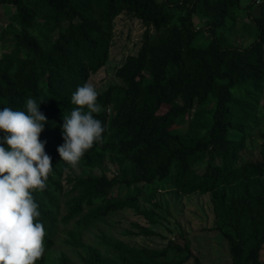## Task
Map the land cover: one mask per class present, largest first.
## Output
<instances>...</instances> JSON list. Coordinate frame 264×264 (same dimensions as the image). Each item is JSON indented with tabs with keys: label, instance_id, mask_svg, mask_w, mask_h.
Instances as JSON below:
<instances>
[{
	"label": "trees",
	"instance_id": "obj_1",
	"mask_svg": "<svg viewBox=\"0 0 264 264\" xmlns=\"http://www.w3.org/2000/svg\"><path fill=\"white\" fill-rule=\"evenodd\" d=\"M240 1L0 0V12L9 15L0 39L11 41L0 53V109L26 111L33 98L43 100L39 110L47 117L40 139L52 174L47 188L33 193L46 232L36 264H76L65 254L51 256L63 227L62 242L83 252L82 264H202L183 229L172 230L161 247L115 238L103 239L102 251L82 241L86 228L124 208L157 224L156 212L138 204L157 190L175 198L208 194L214 224L206 230L222 238L228 264H264V133L259 157L242 159L264 117V0ZM255 1L259 10L251 14ZM245 12L256 37L249 30L247 45L227 43L223 29ZM122 13L145 30L137 51L116 69L120 82L94 85L104 142L85 153L76 173L57 151L63 115L77 107V87L107 63ZM132 225L144 236L157 234Z\"/></svg>",
	"mask_w": 264,
	"mask_h": 264
},
{
	"label": "clouds",
	"instance_id": "obj_2",
	"mask_svg": "<svg viewBox=\"0 0 264 264\" xmlns=\"http://www.w3.org/2000/svg\"><path fill=\"white\" fill-rule=\"evenodd\" d=\"M100 95L91 83L78 86L71 98L77 107L63 115L64 143L57 151L72 168L104 142ZM40 102L27 98L26 111L0 109V264H36L44 254L46 232L33 193L47 188L52 158L40 139L47 122Z\"/></svg>",
	"mask_w": 264,
	"mask_h": 264
},
{
	"label": "rangeland",
	"instance_id": "obj_3",
	"mask_svg": "<svg viewBox=\"0 0 264 264\" xmlns=\"http://www.w3.org/2000/svg\"><path fill=\"white\" fill-rule=\"evenodd\" d=\"M248 0H241V5H245ZM13 10V7L10 8ZM259 10L258 1L252 4L251 14H256ZM9 22V15L1 9L0 29ZM248 17L243 13L238 17L235 24L230 28L223 29L222 33L227 37L229 44L247 45L251 39L249 30L253 31L256 37V28ZM145 26L137 19L125 13L118 15L114 20V38L110 47L107 63L96 73L89 77V83L95 85L98 89H104L108 84L119 83L116 75V69L124 62L128 54H134L140 44L141 36ZM255 33V34H254ZM205 38L211 37L209 31H205ZM202 40L203 42L206 41ZM11 41L8 37L0 39V53L9 50ZM259 131V133H255ZM252 139L246 141L245 149L242 151V159L250 160L259 157L260 143L262 142V133H264V117L259 118L257 124L252 128ZM108 175L115 169L113 165L108 164ZM76 173L81 170L79 166L73 168ZM93 172H96L93 171ZM98 173V172H96ZM156 202L158 207L153 208L152 203ZM138 204L142 209H153L159 222L157 224L147 225V219L138 214L131 208H124L108 214L98 220L94 225L86 228L82 232V241L86 244L96 246L104 251L102 240L121 239L130 244L147 245L151 247H161L166 244L167 238H173L172 230L183 229L188 232L191 240L193 252L199 256L202 264H228L226 246L222 238L206 230L214 224L213 211L208 194L192 193L175 198L169 192L157 190L154 197L144 200L139 197ZM137 222L143 226H149L157 234L144 236L138 232V228L132 223ZM59 231V240L51 252L53 259L61 254H65L76 264H82L80 254L83 252L78 248H72L62 242L64 238L63 230ZM127 230L135 232L128 234ZM206 230V231H205ZM261 258L264 260V246L261 252ZM184 264H193L191 260Z\"/></svg>",
	"mask_w": 264,
	"mask_h": 264
}]
</instances>
